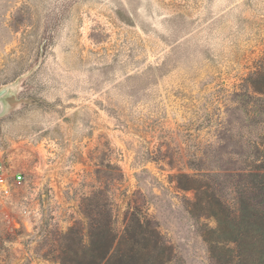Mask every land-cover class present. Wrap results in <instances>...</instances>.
I'll return each instance as SVG.
<instances>
[{
    "label": "rangeland",
    "instance_id": "obj_1",
    "mask_svg": "<svg viewBox=\"0 0 264 264\" xmlns=\"http://www.w3.org/2000/svg\"><path fill=\"white\" fill-rule=\"evenodd\" d=\"M263 58L264 0H0V87L22 78L0 119V264H61L95 218L121 235L134 211L169 264H224L208 202L232 192L203 175L235 167Z\"/></svg>",
    "mask_w": 264,
    "mask_h": 264
},
{
    "label": "trees",
    "instance_id": "obj_2",
    "mask_svg": "<svg viewBox=\"0 0 264 264\" xmlns=\"http://www.w3.org/2000/svg\"><path fill=\"white\" fill-rule=\"evenodd\" d=\"M241 91L236 95L237 110L251 104L248 125L251 133L246 142L239 137L236 144L241 150L235 153L233 169L203 175L217 180L222 188L230 187L232 192L231 205L222 194H214L213 200H209L208 207L217 227L207 231V241H213L212 245L216 242L232 246L226 250L223 247L228 255L224 264H264V58L258 70L244 81ZM180 185L183 189H202L182 181ZM212 236L216 238L211 240ZM89 238L88 245L80 240L74 245L77 249L72 246L66 249L61 264H169L174 254L158 224L138 211L131 214L121 235L114 228L112 214L104 222L95 218Z\"/></svg>",
    "mask_w": 264,
    "mask_h": 264
},
{
    "label": "water",
    "instance_id": "obj_3",
    "mask_svg": "<svg viewBox=\"0 0 264 264\" xmlns=\"http://www.w3.org/2000/svg\"><path fill=\"white\" fill-rule=\"evenodd\" d=\"M21 77L15 81L0 87V119L5 117L12 109L11 99L18 94Z\"/></svg>",
    "mask_w": 264,
    "mask_h": 264
},
{
    "label": "built area",
    "instance_id": "obj_4",
    "mask_svg": "<svg viewBox=\"0 0 264 264\" xmlns=\"http://www.w3.org/2000/svg\"><path fill=\"white\" fill-rule=\"evenodd\" d=\"M13 179H14L16 182L21 183L23 177H22L21 174H15V175L13 176ZM7 181H8V179H7L6 177H4V169H3V167L0 165V184H5Z\"/></svg>",
    "mask_w": 264,
    "mask_h": 264
}]
</instances>
